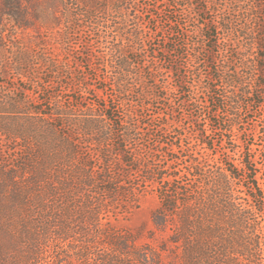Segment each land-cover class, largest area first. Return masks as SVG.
<instances>
[{
  "label": "trees",
  "instance_id": "1",
  "mask_svg": "<svg viewBox=\"0 0 264 264\" xmlns=\"http://www.w3.org/2000/svg\"><path fill=\"white\" fill-rule=\"evenodd\" d=\"M118 1L58 3L65 20L77 23L116 10ZM23 22L19 18L17 26ZM211 33L213 48L219 49V33ZM253 33L256 58L264 59L259 56L264 27L255 26ZM203 36L211 41L210 34ZM11 47L10 58L5 54L0 61V76L13 72L26 79L44 103L34 107L18 101L11 109L40 120L48 140L35 147L41 153L37 162L23 151L8 166L0 157V264H40L43 250L51 253L46 264H67L63 259L70 254L77 264H264V126L261 140L243 146L238 163L229 150L216 152L204 129L198 131L203 149L212 154L194 152L190 143L181 144L183 134L174 136L166 126L127 114L129 105L116 95L109 94V100L97 95L99 101L83 106V93L89 91L84 78L50 49ZM139 47L130 49L135 57L145 53ZM129 55L122 54L124 63L142 61ZM256 67L264 76V64ZM223 81L221 93L211 97L219 112L232 108L234 98L264 109V83L245 92L232 73ZM235 114L237 122L241 113ZM1 123L0 134L8 133V141L22 137V129ZM254 130L248 136L254 138ZM154 186L159 207L151 229L130 233L113 227L110 219L137 209Z\"/></svg>",
  "mask_w": 264,
  "mask_h": 264
},
{
  "label": "rangeland",
  "instance_id": "2",
  "mask_svg": "<svg viewBox=\"0 0 264 264\" xmlns=\"http://www.w3.org/2000/svg\"><path fill=\"white\" fill-rule=\"evenodd\" d=\"M58 1L0 0V61L5 54L10 58L13 44L31 46L36 51L50 49L77 78H84L89 91L83 93V106L99 101L97 95L104 100L111 98L109 94L116 95L129 105L127 114L150 120L160 128L166 126L174 136L183 134L186 139L181 144L190 143L194 152L212 154L203 149L206 145L198 132L202 129L216 152L229 150L236 163L246 143L261 140L264 109L259 111L257 104L234 98L232 108L219 112L220 104L211 97L221 93L223 79L231 73L245 92H252L256 82L264 83V76L256 71V65H263L264 59L256 58V46L250 43L255 37L254 27H264V18L257 11L264 13V0H119L113 7L116 10L77 23L65 20ZM19 18L24 20L21 27L17 26ZM211 31L219 33V49L213 48ZM207 34L212 36L209 42L203 36ZM123 44H128V49L122 52ZM139 44L145 53L135 57L130 49H139ZM122 54L142 61L124 63ZM26 81L13 72L0 76V122L7 129L23 130L16 140L8 141V133L0 134V157L7 166L21 151L31 154L32 159L36 157L37 162L41 153L35 147L48 140L40 120L26 117L15 106L11 109L18 101L34 107L44 105ZM34 81L40 82L38 78ZM44 110L49 112L48 108ZM239 112L236 122L232 114L239 116ZM77 116L75 113L73 120ZM253 126L254 138L247 134ZM158 207L154 186L147 189L137 209L110 221L117 230L144 233L151 229V216ZM41 254L40 264L51 260L50 252L43 250ZM63 260L77 264L71 254Z\"/></svg>",
  "mask_w": 264,
  "mask_h": 264
}]
</instances>
